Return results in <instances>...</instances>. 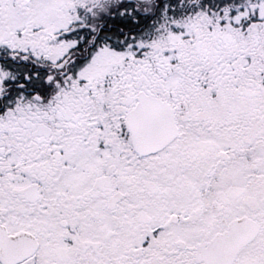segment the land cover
I'll list each match as a JSON object with an SVG mask.
<instances>
[{
    "label": "snow or ice",
    "instance_id": "snow-or-ice-1",
    "mask_svg": "<svg viewBox=\"0 0 264 264\" xmlns=\"http://www.w3.org/2000/svg\"><path fill=\"white\" fill-rule=\"evenodd\" d=\"M0 264H264V0H0Z\"/></svg>",
    "mask_w": 264,
    "mask_h": 264
}]
</instances>
